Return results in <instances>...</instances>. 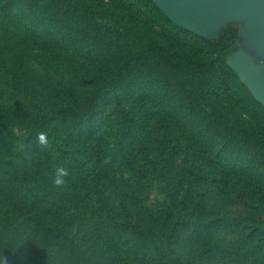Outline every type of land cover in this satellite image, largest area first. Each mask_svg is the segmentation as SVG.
I'll return each mask as SVG.
<instances>
[{"label":"trees","instance_id":"1","mask_svg":"<svg viewBox=\"0 0 264 264\" xmlns=\"http://www.w3.org/2000/svg\"><path fill=\"white\" fill-rule=\"evenodd\" d=\"M237 37L152 0H0V261L264 264V105L226 62Z\"/></svg>","mask_w":264,"mask_h":264},{"label":"water","instance_id":"2","mask_svg":"<svg viewBox=\"0 0 264 264\" xmlns=\"http://www.w3.org/2000/svg\"><path fill=\"white\" fill-rule=\"evenodd\" d=\"M175 24L199 36L218 35L228 19L254 11V29L249 42L264 52V0H152ZM253 97L264 105V68L240 54L226 60Z\"/></svg>","mask_w":264,"mask_h":264},{"label":"rangeland","instance_id":"3","mask_svg":"<svg viewBox=\"0 0 264 264\" xmlns=\"http://www.w3.org/2000/svg\"><path fill=\"white\" fill-rule=\"evenodd\" d=\"M254 21V11L246 12L240 16L228 19L226 22H224L218 33L221 34L226 28L230 26L236 27L238 32L237 41L230 48L228 58H233L243 54L250 57L256 66L264 68V52L258 46L249 42L248 40V35L254 29ZM251 173L253 174V182L257 185H260V175L256 171H251Z\"/></svg>","mask_w":264,"mask_h":264},{"label":"clouds","instance_id":"4","mask_svg":"<svg viewBox=\"0 0 264 264\" xmlns=\"http://www.w3.org/2000/svg\"><path fill=\"white\" fill-rule=\"evenodd\" d=\"M43 136H41V139L43 140ZM58 173H59V175L57 176V178H56V180H55V183L57 184V185H59V184H61L63 181H62V179L60 178V177H62L63 175H66V172H65V170L64 169H58ZM0 264H3V261H0Z\"/></svg>","mask_w":264,"mask_h":264}]
</instances>
